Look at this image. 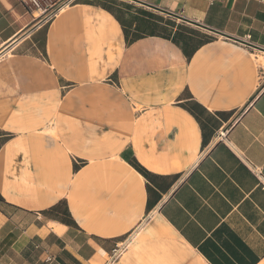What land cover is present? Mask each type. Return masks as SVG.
Segmentation results:
<instances>
[{
  "label": "crops",
  "instance_id": "0c3cea01",
  "mask_svg": "<svg viewBox=\"0 0 264 264\" xmlns=\"http://www.w3.org/2000/svg\"><path fill=\"white\" fill-rule=\"evenodd\" d=\"M40 18L0 0V264H264V0Z\"/></svg>",
  "mask_w": 264,
  "mask_h": 264
},
{
  "label": "built area",
  "instance_id": "2783aa9c",
  "mask_svg": "<svg viewBox=\"0 0 264 264\" xmlns=\"http://www.w3.org/2000/svg\"><path fill=\"white\" fill-rule=\"evenodd\" d=\"M22 2L25 6H27L28 10H30L33 13L40 12L41 18L44 16L46 11L52 10L51 18L55 16L59 11L63 9V7L71 5L75 3L77 0H19ZM226 132L227 130H222L217 134L219 138L226 139ZM253 170L258 175L261 174L260 168L258 166H254ZM129 245V239L125 240L124 243L116 246L112 251V255L110 258L111 262H115L122 254L125 252V249Z\"/></svg>",
  "mask_w": 264,
  "mask_h": 264
},
{
  "label": "water",
  "instance_id": "95a60500",
  "mask_svg": "<svg viewBox=\"0 0 264 264\" xmlns=\"http://www.w3.org/2000/svg\"><path fill=\"white\" fill-rule=\"evenodd\" d=\"M148 6H150V7H153V8H155V9H160V10H162V11H164V12H166V13H168V14H170V15H173L174 17L176 16V17H179V18H181V19H184V20H186L184 17H182V16H179L178 14H173V13H170V12H168V11H166L165 9H162V8H160V7H155V6H152V5H149V4H147ZM186 21H189V20H186ZM189 22H191V21H189ZM199 25H201V24H199ZM243 42V41H242ZM247 45H249V46H253V47H256V48H258V49H261V50H263L264 51V48H262V47H260V46H257V45H255V44H252V43H248V42H245Z\"/></svg>",
  "mask_w": 264,
  "mask_h": 264
},
{
  "label": "bare ground",
  "instance_id": "6f19581e",
  "mask_svg": "<svg viewBox=\"0 0 264 264\" xmlns=\"http://www.w3.org/2000/svg\"><path fill=\"white\" fill-rule=\"evenodd\" d=\"M256 59L259 61L262 68H264V52L258 53V55L256 56Z\"/></svg>",
  "mask_w": 264,
  "mask_h": 264
},
{
  "label": "rangeland",
  "instance_id": "374dc122",
  "mask_svg": "<svg viewBox=\"0 0 264 264\" xmlns=\"http://www.w3.org/2000/svg\"><path fill=\"white\" fill-rule=\"evenodd\" d=\"M51 13H52V10H48V11H46V13L44 14V16H43L42 18H40V20H41L42 22H45V21L51 19V16H50Z\"/></svg>",
  "mask_w": 264,
  "mask_h": 264
}]
</instances>
